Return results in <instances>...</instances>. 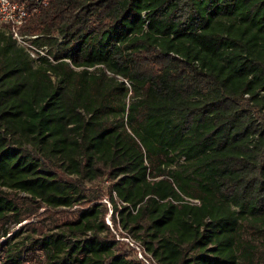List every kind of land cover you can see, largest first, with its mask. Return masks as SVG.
I'll return each instance as SVG.
<instances>
[{
    "label": "trees",
    "instance_id": "1",
    "mask_svg": "<svg viewBox=\"0 0 264 264\" xmlns=\"http://www.w3.org/2000/svg\"><path fill=\"white\" fill-rule=\"evenodd\" d=\"M19 1L44 53L0 24V264H146L107 201L157 264H264V0Z\"/></svg>",
    "mask_w": 264,
    "mask_h": 264
},
{
    "label": "built area",
    "instance_id": "2",
    "mask_svg": "<svg viewBox=\"0 0 264 264\" xmlns=\"http://www.w3.org/2000/svg\"><path fill=\"white\" fill-rule=\"evenodd\" d=\"M30 10L19 0H0V24L7 26L9 32L16 42L28 48L31 56L37 59L38 55L44 53V49L34 47L29 43L28 38L35 35L22 34L19 30L20 25L29 16Z\"/></svg>",
    "mask_w": 264,
    "mask_h": 264
},
{
    "label": "rangeland",
    "instance_id": "3",
    "mask_svg": "<svg viewBox=\"0 0 264 264\" xmlns=\"http://www.w3.org/2000/svg\"><path fill=\"white\" fill-rule=\"evenodd\" d=\"M18 195L20 196H23L25 195V193L23 192H18ZM107 199L106 198H102V201H106ZM107 205V208H109L108 210V213L106 214L105 216V222L108 224V227L114 231V232H117L116 233V238L117 239H125L128 243L129 246H134V249L135 251H130V257L132 259H135V260H142L144 263L146 264H157L153 259H151L149 257V254L144 252L143 249L140 247V239L141 238H144L146 236V234L143 232V230H139V231H134V230H125V229H122L119 225L117 227V230H115V226L113 225V221H112V217L110 216V203L107 201L106 203ZM77 205H73V207H76ZM44 212V208L43 207H40L37 211V214H42ZM38 216L34 215L30 218H27V219H23L22 221H20L19 223L15 224V225H12V228H11V231L7 234L8 237H11L12 234L14 233L15 230L19 229L22 231V234L26 232L25 228H26V224L29 223V222H35L37 220ZM46 228V227H44ZM118 232H126V237H120L118 236ZM68 233V236L70 234V232H67ZM89 233V232H88ZM72 237H84L83 234H75V233H72ZM3 239V237L1 238ZM0 239V240H1Z\"/></svg>",
    "mask_w": 264,
    "mask_h": 264
}]
</instances>
